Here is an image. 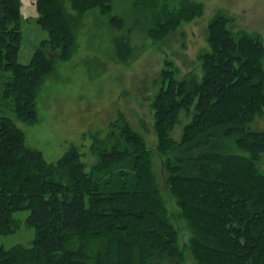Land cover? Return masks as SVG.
Returning a JSON list of instances; mask_svg holds the SVG:
<instances>
[{
  "label": "trees",
  "instance_id": "trees-1",
  "mask_svg": "<svg viewBox=\"0 0 264 264\" xmlns=\"http://www.w3.org/2000/svg\"><path fill=\"white\" fill-rule=\"evenodd\" d=\"M111 1L36 0L48 39L22 65V2L0 0V73H11L4 97L19 120L38 121L39 89L56 59L72 57L74 13L98 9L110 16ZM136 3L149 14L154 43L205 9L196 0L177 7L166 0ZM233 21L218 11L207 26L201 76L179 79L175 63L165 59L152 103L155 147L119 114L106 139L93 142L97 161L90 168L75 146L50 163L27 145L14 120L0 118V235L18 232L21 211L29 212L26 223L35 231L28 246L0 245V264H185L186 251L192 264H264V130L252 128L264 116V40L234 31ZM110 22L122 31L123 19L112 15ZM114 46L120 61L130 60L128 35H118ZM182 112L191 119L176 140ZM166 194L178 212L170 211ZM178 220L190 232L186 244Z\"/></svg>",
  "mask_w": 264,
  "mask_h": 264
},
{
  "label": "rangeland",
  "instance_id": "rangeland-1",
  "mask_svg": "<svg viewBox=\"0 0 264 264\" xmlns=\"http://www.w3.org/2000/svg\"><path fill=\"white\" fill-rule=\"evenodd\" d=\"M138 0H112V15L123 19L122 31H117L110 17L98 9L77 16L74 23L76 44L68 61L56 59L54 71L41 86L37 97L38 121L26 123L16 117L13 102L4 97V81L10 72L0 73V118L8 117L26 134L29 147L40 150L47 162L55 163L71 146L77 147L90 168L97 158L91 150L96 139H106L110 123L122 114L136 133L142 135L149 147L156 146L155 120L152 103L162 86L161 72L165 59L177 66L178 78L189 72L202 75L199 55L209 47L207 26L218 11L234 19L231 29H245L259 33L264 40V0H196L205 7L204 14L192 22L182 24L163 42L154 43L148 33L150 18L140 8ZM180 0H166L177 7ZM195 1V0H194ZM36 0H23L21 7L22 42L18 63L29 65L35 52L45 40L47 32L37 22ZM128 35L133 54L127 62L115 54V38ZM161 47V49H159ZM191 114L182 112L180 123L172 137L180 140L183 126ZM254 130H264V116L252 125ZM154 168L161 174V160L155 154ZM164 182V180H162ZM172 213L179 209L175 200L165 195ZM28 211L16 213L20 220L18 232L0 235V245H30L35 231L26 223ZM181 226V244H186L190 232L184 221ZM187 262L192 258L186 251Z\"/></svg>",
  "mask_w": 264,
  "mask_h": 264
},
{
  "label": "crops",
  "instance_id": "crops-1",
  "mask_svg": "<svg viewBox=\"0 0 264 264\" xmlns=\"http://www.w3.org/2000/svg\"><path fill=\"white\" fill-rule=\"evenodd\" d=\"M21 2H22V4H23V0H21ZM114 48H115V46H114ZM115 54H116V50H115ZM117 56V55H116Z\"/></svg>",
  "mask_w": 264,
  "mask_h": 264
},
{
  "label": "water",
  "instance_id": "water-1",
  "mask_svg": "<svg viewBox=\"0 0 264 264\" xmlns=\"http://www.w3.org/2000/svg\"><path fill=\"white\" fill-rule=\"evenodd\" d=\"M168 188H169V185H167L166 189H168Z\"/></svg>",
  "mask_w": 264,
  "mask_h": 264
}]
</instances>
